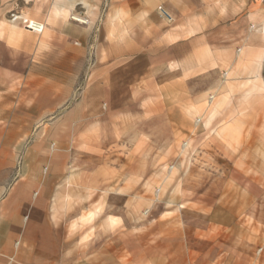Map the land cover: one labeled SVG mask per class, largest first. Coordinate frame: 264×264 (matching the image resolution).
Instances as JSON below:
<instances>
[{"label":"rangeland","instance_id":"rangeland-1","mask_svg":"<svg viewBox=\"0 0 264 264\" xmlns=\"http://www.w3.org/2000/svg\"><path fill=\"white\" fill-rule=\"evenodd\" d=\"M35 244L264 264V0H0V252Z\"/></svg>","mask_w":264,"mask_h":264},{"label":"crops","instance_id":"crops-1","mask_svg":"<svg viewBox=\"0 0 264 264\" xmlns=\"http://www.w3.org/2000/svg\"><path fill=\"white\" fill-rule=\"evenodd\" d=\"M222 100L217 101L216 108L220 107ZM36 247L31 248V250L36 251L34 257H28L23 255L26 251H21L19 256L14 255L10 257L9 252H0V264H60L61 258L57 256L58 244H35ZM26 250L25 248H22ZM28 251V250H27ZM28 251V252H30ZM17 253V251H16ZM31 253V252H30ZM56 253V254H55ZM55 254V255H54ZM17 258V261L14 259ZM9 260V261H8Z\"/></svg>","mask_w":264,"mask_h":264},{"label":"built area","instance_id":"built-area-1","mask_svg":"<svg viewBox=\"0 0 264 264\" xmlns=\"http://www.w3.org/2000/svg\"><path fill=\"white\" fill-rule=\"evenodd\" d=\"M161 12H162L163 14H165L166 16H168L169 19H171L170 14H169L164 8H161ZM25 23L28 24L27 21H25ZM33 28L35 29V31H40V29H41V24L35 22V23L33 24Z\"/></svg>","mask_w":264,"mask_h":264},{"label":"bare ground","instance_id":"bare-ground-1","mask_svg":"<svg viewBox=\"0 0 264 264\" xmlns=\"http://www.w3.org/2000/svg\"><path fill=\"white\" fill-rule=\"evenodd\" d=\"M74 19H76V20H80L79 18H74ZM223 201V200H222ZM182 207V206H181Z\"/></svg>","mask_w":264,"mask_h":264}]
</instances>
